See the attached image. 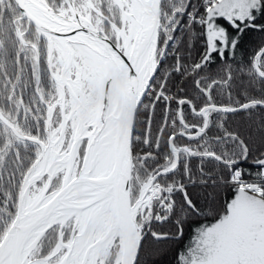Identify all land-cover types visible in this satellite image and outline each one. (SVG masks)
<instances>
[{"label": "snow or ice", "instance_id": "1", "mask_svg": "<svg viewBox=\"0 0 264 264\" xmlns=\"http://www.w3.org/2000/svg\"><path fill=\"white\" fill-rule=\"evenodd\" d=\"M171 244L264 264V0H0V264Z\"/></svg>", "mask_w": 264, "mask_h": 264}, {"label": "trees", "instance_id": "2", "mask_svg": "<svg viewBox=\"0 0 264 264\" xmlns=\"http://www.w3.org/2000/svg\"><path fill=\"white\" fill-rule=\"evenodd\" d=\"M260 36L258 34H250L248 37H245V44L244 48L241 50V55H244L245 52L250 53L251 50L259 43ZM197 48L200 47L199 44L196 45ZM195 55V53H193ZM171 63V60L169 61ZM191 92V89H189V93ZM159 109L157 112V118L159 119ZM212 218L208 217L207 219H201L197 223H211ZM195 227V225H193ZM167 228V226H166ZM192 228L186 227L185 228V236L181 244L187 245L189 243V240L192 236ZM181 244H171L169 246V252L168 254L162 259L161 264H177V261L175 259V253L177 250L181 248Z\"/></svg>", "mask_w": 264, "mask_h": 264}]
</instances>
